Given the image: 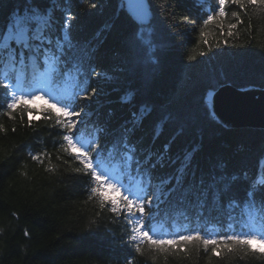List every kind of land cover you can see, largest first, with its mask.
<instances>
[{"label":"trees","instance_id":"1","mask_svg":"<svg viewBox=\"0 0 264 264\" xmlns=\"http://www.w3.org/2000/svg\"><path fill=\"white\" fill-rule=\"evenodd\" d=\"M90 2L99 5L100 0ZM157 2L174 5L177 18L200 15L192 0ZM17 3L19 0H3L0 20L7 17ZM216 3L217 0H201L205 10ZM105 4L102 11H97L76 0L73 7L79 17L73 35L79 41L91 40L96 45L95 72L111 74L126 55L124 40L131 33L132 25L126 7L119 9V0H105ZM226 11L224 35L220 34L217 22L205 26L197 19L196 28L191 25L173 28L172 22L157 15L154 23L160 49L155 78L144 86L137 78L126 74H120L121 78L113 81L93 75L88 90L95 87L98 91L87 117L90 124L88 129L81 128L78 135L85 140L95 138L93 125L118 134L122 125L133 120L134 113L147 107L150 112L142 122H137L132 137L139 148L162 150L175 136L169 154L175 156L198 145L194 163L204 170L217 159L225 161L229 171L245 169L255 176L258 168L264 169V129L227 127L210 115L205 104L207 92L224 83L241 88H264V10L255 7L241 10L236 5H226ZM232 11L238 13L242 23L237 24L232 36H227V24L237 23L231 16ZM107 23L113 24L110 31H104ZM201 30L205 36L200 35ZM98 32L101 35L97 39ZM200 52L205 55L201 56ZM190 55L196 59L190 61ZM214 69H223L224 77L220 78L217 71L214 81ZM129 92L134 93L131 100L122 102L121 97ZM60 95L54 92L30 105H20L14 119L5 116V109L0 107V125L4 129L0 131V264H126L129 260L131 264H264L259 254L254 257L240 246L232 253L224 250L219 257L212 256L209 260L211 251L206 253L202 245L199 249L195 244L169 247L168 251L161 252L150 250L144 244L141 246L143 254H140L131 245L122 243L127 241L130 232L125 214H114L108 210L109 206L101 209L98 198L88 199L90 176L76 172L75 169L82 166L58 151L62 130L43 119L48 105L55 103ZM3 103L0 94V105ZM25 107L32 109L30 116L21 112ZM169 115L173 118L165 123ZM177 116L181 117L180 121ZM184 121L183 134L176 136L179 123ZM106 139L111 141L113 137L109 135ZM40 153L45 154L40 161L32 160V155ZM114 163H109L105 154V167L109 172L113 171ZM172 171V167L157 168L153 175L164 176ZM258 179L264 180V174ZM124 183L136 190L134 183L127 179ZM121 194L111 189L106 191V196L117 200ZM239 194L243 196L242 191ZM213 215L214 218L206 213L197 220L162 213L152 221L151 227L157 235L195 229L220 234L229 232V221L224 213ZM233 215L239 216V213ZM233 229L248 231L243 222L234 223Z\"/></svg>","mask_w":264,"mask_h":264},{"label":"snow or ice","instance_id":"2","mask_svg":"<svg viewBox=\"0 0 264 264\" xmlns=\"http://www.w3.org/2000/svg\"><path fill=\"white\" fill-rule=\"evenodd\" d=\"M75 2L19 0L7 17L0 20V94L4 100L0 107L5 109L3 114L14 119L20 105L27 106L37 99H44L45 95L61 93L55 103L48 105L45 110L47 115L43 117L50 126L62 130L58 151L82 166L77 167L76 172L82 171L90 176L89 200L98 198L101 209L109 206L110 212L125 214L130 232L127 241L122 243L131 245L137 253L143 254L141 246L144 244L150 250L161 252L168 251L169 247L175 249L177 246L195 244L197 249L202 245L206 253L210 249L209 260L212 256L219 257L224 250L232 253L237 246L241 250L247 249L254 257L259 254L264 258V180L258 179L264 174V169L258 168L255 176L245 169L229 171L227 163L217 159L204 170L194 163L198 145L184 149L175 156L169 154L175 136L163 145L162 150L139 148L132 137L137 122H142L145 114L150 112L147 107L134 113L133 120L122 125L118 134L109 133L106 127L93 125L95 138L85 140L78 135L81 128L88 129L90 124L87 117L92 99L98 91L95 87L90 92L88 90L93 75L101 80L113 81L119 80L120 74H126L137 78L144 86L155 78L159 70L160 49L154 23L157 15L172 22L173 28L180 25L196 28L197 19H201L205 26L217 22L220 34L224 35V21L228 16L226 5H236L241 10L246 7L264 10V0H217L215 6L208 10L204 9L201 0H192L193 7L200 12L195 18L190 15L177 18L175 6L166 2L119 0V9H124L126 5L132 31L124 40L126 55L111 74L107 71L95 72L96 45L91 40L79 41L74 38L79 17V13L74 12ZM2 3L3 0H0ZM79 3L97 11L106 7L105 0H100L99 5L90 0H79ZM231 16L236 18L237 23L227 24V36H232L237 24L242 23L236 11H232ZM112 27V23H107L104 31H110ZM100 35L98 32L96 38ZM200 35L205 36V32L201 30ZM204 43L207 44V40ZM216 46L219 47V44ZM199 54L205 55L203 52ZM188 59L195 60L196 56L190 55ZM217 71L220 78L224 77L223 69H214V81ZM133 95L129 92L121 97V101L127 103ZM214 96L215 89H210L205 97L212 117H215V112L209 97ZM45 103L48 101L45 100ZM21 112L30 116L32 109L25 107ZM172 118L169 115L164 122ZM175 118L181 120L179 116ZM28 123L31 125L32 120L29 119ZM185 124L186 121L179 123L176 136L183 134ZM0 131H4L2 125ZM109 135L113 137L111 141L106 139ZM105 154L109 163L115 161L112 172L105 167ZM43 155L40 153L31 158L40 161ZM165 167H172L173 171L164 176L153 175L154 170ZM125 179L135 184V191L127 187ZM240 185L244 186L239 188ZM108 189L122 193L119 200L106 196ZM240 191L243 192L242 197ZM237 212L239 216L233 215ZM162 213L197 220L204 218L206 213L213 218V214L224 213L230 231L220 234L195 229L157 235L151 224ZM240 222L248 231L237 232L233 229V224ZM126 264H131V261Z\"/></svg>","mask_w":264,"mask_h":264},{"label":"water","instance_id":"3","mask_svg":"<svg viewBox=\"0 0 264 264\" xmlns=\"http://www.w3.org/2000/svg\"><path fill=\"white\" fill-rule=\"evenodd\" d=\"M209 100L215 112L214 118L221 124L264 129V88H241L224 83L215 89V96Z\"/></svg>","mask_w":264,"mask_h":264}]
</instances>
